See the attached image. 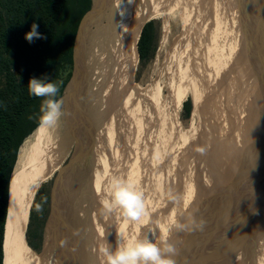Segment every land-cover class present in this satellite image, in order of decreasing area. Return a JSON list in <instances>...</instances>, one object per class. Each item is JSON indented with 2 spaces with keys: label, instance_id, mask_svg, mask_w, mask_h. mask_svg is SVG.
<instances>
[{
  "label": "bare ground",
  "instance_id": "bare-ground-1",
  "mask_svg": "<svg viewBox=\"0 0 264 264\" xmlns=\"http://www.w3.org/2000/svg\"><path fill=\"white\" fill-rule=\"evenodd\" d=\"M185 1L187 0H133V3L129 4L128 0H109L108 5L103 9V11L92 18L89 24L86 26V29L88 27L89 29H85L82 48L78 56L79 74L77 99L80 100V104L78 102L77 105L75 102L73 106L72 104L68 105V102L63 99L64 115L60 119L58 126L54 129L40 128L38 126L19 149L17 165L13 171L9 186L8 212L5 223L3 243V264H36L25 253V251L32 253L25 241L24 236L31 200L38 186L46 181L63 162L72 143L68 134H74L75 137L78 133V126L80 122L84 123L87 120L86 117L89 120V117L92 114L100 111V116L97 121H94L95 117H92L91 119V122L93 121L91 124L95 126L97 133L95 136L96 139H94V146L91 151L92 153H90V157L92 156V159L95 158L94 156H97L94 161H99L97 162V166L99 167L97 171H99L100 173L105 171L103 170L102 166L105 167V165H108L106 164L107 161H105L107 160L106 149H109L111 154H115L116 150L119 151L121 149H123V153H130L132 152V149L138 150V146L135 145L136 143L134 141L136 138L138 140L141 136H139V129L141 130L140 127L142 125V121L144 122L145 120V124L146 121H149V124L147 126L150 127L151 122L154 123L158 118H160L157 115L160 109L154 110L149 108V111L144 109L147 105H149L148 99H151L150 96H152V93L147 96V91H141L139 87H137V89L135 90H130L128 93L126 91L128 88V83L131 86L133 85L132 79L138 60L136 44L139 39L140 31L144 24L150 19L155 18L160 14H164L165 21L163 26L165 31L163 32V34L165 36L168 26L167 19L169 12L175 10L173 8H176V6H178L179 12H181L183 15L186 6L185 8H183L181 4H183ZM215 1L216 3H219L220 6L221 4L227 5L226 10L224 11H222L223 6L220 7V13L222 15L226 11V13H228L230 24L234 26L233 31H235V33L231 38H233V40L235 39L233 43H235L236 52L233 55L234 62L232 63V66H234L233 68H235V70L233 71L231 67L232 73L236 75L243 67V71H246L245 67H251L250 71L246 73L248 80L246 81V83H244L246 77H244V74H242L243 78L241 75L238 79L239 85L233 83L234 85L231 86L229 94L228 90L223 89V86H221L223 91H219V102L221 104H224V99H228L229 101V105L227 107L228 109H225V107H223L227 112V116H225L226 118L224 120V125H220V121L218 118V122L213 127H209L208 129L206 127L203 132L200 131V148L205 149V157L209 155V159L205 162L201 160L200 163L201 172L199 180L201 181V183L200 181L198 182L200 183L199 192H197V190L196 195L194 194L190 197L187 196L189 199L187 198L188 200H186V202L184 203L180 201L182 203L180 204L181 206L174 205L175 201H173V208L168 209L167 213L164 212L165 215L163 213L164 216H162L161 219L160 216L157 215V213L153 214L152 212L154 211L152 210L148 216L144 217L146 223L145 225H142L143 222L140 223V221L134 222L127 220L130 221L129 223H131L134 228L131 229V233L130 229L129 232L126 231L127 236H125V238H148L153 242L159 244L161 237L165 235L167 229L172 227L174 221L180 223H188L191 217L206 218L212 215V217L215 218V222L217 225L225 223L229 218H227L228 216L224 217V212L225 210H230L231 208V200H229L230 191L233 189V184L240 183L242 184V186L240 185L241 191L248 192L245 194L243 193L244 195L238 199V202L242 204V206L236 207V213H234L235 215H233V217L237 220L231 222L232 225L229 228V233L224 231V233H222V238L219 234L220 238L216 239L215 248H213L214 251L212 252V255L209 257L208 261L207 259L205 260V263L264 264V213H262L261 210V214L258 215L259 212L256 210L257 206L255 205V202L257 200L254 198L260 195V193L258 192L257 184L264 180V29L259 19V11L257 10L255 0ZM204 5H206V3ZM205 21L207 22L206 19ZM187 26L188 25H186V28ZM182 31L184 32V30ZM180 39L181 38H179V40ZM198 41H200V39ZM243 41L245 45L243 47H240V44L238 43H242ZM192 42H194V40H192L191 42H187L188 48L186 47V52H182L181 54H179L176 57V59H178L177 62H174V64H171L169 69L165 70L168 72H166V85L168 87L170 95L168 98V102H170L171 104L170 106L171 109H173L174 116H177L176 107L178 109L180 107H178L177 104L180 102L187 90L191 91L192 93V102L194 104L192 115L194 118L200 115L199 111L202 110L200 105L205 98L204 96H200V88H204L202 87L201 83L203 82L204 84H208L207 79L203 80V76L200 74V43L198 42V45L194 46L196 42H194L193 44ZM176 47L178 48V45ZM181 48L183 49L184 47L181 46ZM177 50H180V48H178ZM250 53H252V55H250ZM205 56H207V54ZM111 69L113 70L108 74L109 70ZM194 84H196L197 86ZM212 84L216 85V83H210L208 85L209 88L211 86V90H214ZM240 84H243L244 86L241 87ZM205 87L206 90H208L206 84ZM233 89L238 92L236 96H231V94L233 93ZM244 95L246 103L245 111L243 109H239V113V111L234 110L235 107L233 106V104H235L236 99L242 100V97ZM123 96L125 97L123 98ZM207 96L210 97L208 94ZM82 100H85L86 102V113H84L85 105L82 104ZM155 103H157V100L155 101ZM114 106L116 107L113 108ZM145 110L147 113L145 114V112H143L144 114H141V112ZM151 111L152 113L155 112V114H151ZM219 111H222V109H220ZM174 116L173 120L175 122ZM219 116L223 118V113ZM145 117H148V120L147 118L145 119ZM201 118L202 117H200L199 120H202ZM237 118L238 120L240 118L239 122ZM104 119H108L110 122V124L108 125L109 127L106 125V127L108 128H106L107 137L105 136L106 140L108 139L109 141L108 146L105 145V142L107 141L105 140L104 142V136L103 133H101L102 127H99V121L105 122L103 121ZM159 125L162 126L161 124ZM165 128L168 129V127ZM143 129H147V127H144ZM125 130H128L127 134H129L127 135V140L131 139L129 143L124 139V137V140L121 141L122 144L117 141L119 143V146H117V148H112L110 145L111 138H115V136L118 138L120 135H122L121 133L124 134ZM92 132H94V129ZM208 134H211V138H207L206 135ZM167 135L169 134L166 133V136ZM186 136L188 137V135ZM155 138H157V136ZM163 138L169 139V137L165 136ZM184 139L185 135L183 140L178 141L180 147L184 146ZM83 140H85V138H83ZM170 140L172 141V139H169V141ZM150 141H148L149 145L151 144ZM164 141L167 144L168 141ZM130 142H132L133 144H130ZM141 142L143 143L142 140ZM163 142L161 141V143ZM209 142L214 145L212 149L208 144ZM82 143L81 146L84 145ZM121 146H124L125 148ZM206 146H208V149H206ZM157 149H159V147ZM123 153L120 152V154ZM132 153L134 154V152ZM84 154L85 152L83 148V156L80 157V161L78 162V164L68 172L65 182L63 183V186H61L60 198H57L55 201H53L55 216L49 226L50 241L48 245H53L54 248L52 249L55 250L54 253L56 252L54 256L56 259H58L57 261H60L61 264H98L97 261H99V264H104V258L99 255L98 251H94L93 249H98L99 245L104 244L105 242H108L111 245L113 243L116 244L117 234L121 230H123L122 226L124 227V223H122V220L120 223H118L117 217L120 214L119 212H113L111 214L102 212L100 200L106 197V192L104 191V189L107 187L108 182L101 175L100 177H98V180L95 179V168L91 167L90 171L83 168L86 161H89V163L87 164L91 163V161L88 160L90 158L89 155L85 156ZM133 154L131 155L133 156ZM114 158H116V156ZM139 158L137 159L139 160ZM202 158L205 159L203 156ZM127 161L131 162V160ZM134 161L136 162L135 159H132L133 163H135ZM235 162L237 165L239 164V166H241V170L236 175L235 179L231 181L233 179L231 177L236 173L237 169V167L235 169L234 166ZM133 163H131V165ZM177 165L178 167L182 166V163H177ZM97 166L95 167L97 168ZM130 167L132 169V166ZM204 168L206 169L203 170ZM158 169L162 170L163 173H166V170H169L160 167ZM176 169L177 167L175 165V170ZM125 170L126 169L124 168V173ZM113 171L110 172L113 173ZM204 172L205 177L203 176L204 178L202 179V175ZM130 173L132 174L133 172L131 171ZM134 174L129 176L128 178H131L132 180L133 177H135ZM111 175L109 174L108 176L111 177ZM191 175H193V173ZM151 176L153 177V175ZM161 176L162 175H160V177ZM169 178L170 176L168 175L166 181L170 182ZM107 179L110 180L109 178ZM151 182L153 186L154 180H152ZM141 184L142 183H140V185ZM147 186H149V184ZM189 186L191 185L189 184ZM185 187L187 188L186 185ZM142 188L141 190L144 194L145 204L149 203L151 205L152 200L150 198L148 200V197H150V192H152V190ZM216 189H218V191ZM220 189L222 192L218 195ZM215 190L217 191L216 193ZM178 192L180 191L178 190ZM178 192L176 191V193ZM244 200H246V202L247 200H249V203L245 202L244 204L242 202ZM164 201H166V198H164ZM160 203L156 205L159 206ZM162 204L163 206H165V203ZM160 208L158 209V211L163 212L160 210ZM255 210L256 214L253 213ZM214 211L215 213L218 212L219 216H214ZM246 214H248L249 218L247 217V219H244V217H246ZM153 219H155V222L153 221ZM151 221L156 224V231L150 230L153 223ZM147 223H149V225H147ZM129 226L130 224L126 225L127 229L129 228ZM187 232L188 231H177L172 228V230L167 233L168 239L175 245L177 249V246L186 236Z\"/></svg>",
  "mask_w": 264,
  "mask_h": 264
},
{
  "label": "rangeland",
  "instance_id": "rangeland-1",
  "mask_svg": "<svg viewBox=\"0 0 264 264\" xmlns=\"http://www.w3.org/2000/svg\"><path fill=\"white\" fill-rule=\"evenodd\" d=\"M205 1H207V0H187V1H185L183 4H181L183 8H185V6H186V9H184L185 11L183 12V15H182L181 12H179L178 6H176V8H173L175 10H172L168 14V19H167V25H168L167 29L168 30L166 29L165 36L163 34V32L165 31L164 30V26H163L164 25V21H165L164 20L165 19L164 14H160L157 17L152 18V19L149 20V21H155L154 32H153V34H154V43H155L154 53H153V56L150 59H148L144 64L140 63L139 59L137 60L136 69L134 70L133 79H132V84L133 85L131 86L128 83V86H127L128 88H127L126 91L128 93L130 90H135V89H137V87H139V89H141V91H145V92L147 91V96L150 93H152V96H150L151 97L150 100H152V101H150L148 99L149 103L148 102L147 103L149 105H147L144 109H146L147 111H149V108L150 109H154V110L160 109V111L158 112L159 114L157 113L158 117H160V118L157 117L158 118L157 121H155L154 123L151 122L150 123V127L147 126L149 124V121H146V124H145V120H144V122L142 121V125H145V126H142L141 125V121H140L141 130L139 129L140 132L139 131L138 132H139V136L140 135L141 136L139 137L138 140L136 138L135 141H134L136 143L135 145L138 146V148L136 146V148L138 150L132 149V152H134V154L135 153H137V154L134 155L132 152H130V153L125 152L126 153L125 154L122 151L123 149H121L119 151L121 153H123V154H120V152L116 150L115 154L113 153L114 154L113 155V154L110 153L109 149L108 150L106 149V154H107L106 155V159L107 160H105V161H107L106 164H108V165H105V167L102 166L103 170H105V171H103L101 173L99 171H97V169L99 168L97 166V164H98L97 162H99V161H97V162L94 161L97 156H94L95 158L92 159V156L90 157V154H89L90 158L88 157L89 158L88 160L91 161L90 164H92V165L87 164V163H89V161L88 162L86 161L85 165L83 167L84 169H88L89 171H90L91 167L95 168L94 174H96V177H97V178L95 177V179L98 180L99 179L98 177H100V175H101L107 182H109V180L107 178L111 179V177L114 176V175L115 176H120L122 178L124 177L125 179H131V178H128V177L135 173L134 174L135 177H133L132 180H134V182L138 185V187L140 189L143 187V188H147L149 190H152V192H150V197H148V200H149V198L152 200L151 205L149 203L145 204L146 211H147L148 215L153 210L154 212H152V213L153 214L157 213V215L160 216V219H161L162 216L165 215V213H167L168 209L173 208V206H172L173 205V201H175L174 205L181 206L180 204L186 202V200L189 199L187 196L190 197L191 195L192 196L194 194L196 195V191L197 190H198L197 192H199V190H200L199 187H200V183H201V181L199 180L200 179V172H201L200 171L201 170L200 169V163H201V160L205 162L206 160L209 159V155L205 157L204 153L200 154V152L197 151V149L200 148V133L203 132V130L206 129V127H207V129L209 127H213L218 122L217 121L218 118H219V121H220L219 122L220 125H224V120L226 118L225 116H227V112L224 110L223 107H225V109H228L227 107L229 105V101H228V99H224L225 103L221 104L219 102V97H218L219 96V91L222 92L223 89H227L228 90V94H229V90H230L231 86L234 85L233 83H235L236 85H239L238 84V79L240 78V76L242 74H244V77H246L245 78V82H244V83H246V81L248 80V77H247L246 73H248L250 71V69H251V67H248V68L245 67L246 71H243V69H244V67H243L236 75H234L232 73V70L233 71L235 70V68H233L234 66H232V63L234 62V56L233 55L236 52V49H235L236 47H235V43H233V41L235 39L233 40V38H231V37L234 35L235 31H233L234 30V26L230 24V21L228 19V13H226V11L222 15L220 13V10H221L220 7L223 6L222 11H224V10H226L227 5H224V4L222 5L221 4V6H220L219 3H216L215 0H208L207 2H205ZM221 1H223V0H221ZM205 3H206V5H204ZM213 5H215V6H213ZM205 12H206V14H205ZM205 19L207 20V22L205 21ZM200 22L203 23V24H201ZM205 24H206V26H205ZM207 24H208V26H207ZM211 24H212V26H211ZM186 25H188L187 28H186ZM180 28L182 30H184V32ZM198 28H199V30H198ZM195 30H197V31H195ZM167 31H168V33H167ZM161 34H163V35H161ZM198 35H200V36H198ZM139 37H140V35H139ZM161 37H162V39H161ZM179 38H181L180 40L183 43L180 42ZM199 39H200V41H198ZM192 40H194V42H196L194 44V46H197L198 42L200 43V53H201L200 54V72L201 73L200 74L203 76V80L207 79L208 84L216 83V85L212 84V86L214 87V90H211V86L209 88V85L207 83H205L207 88H208V90H206L205 84L203 82L201 83L202 87H204V88H200V96H204L206 99L204 98L203 101L205 100L204 101L205 103L202 101V103L200 105L201 109H202L201 111H199L200 115L196 116L195 118L193 117L192 113H193V109H194V104L192 102V96H191L192 93H191V91L187 90L185 92V94L183 95L182 99L180 100V102L178 103L179 105L177 104V106L178 107L180 106V107H179V109L176 107L177 116H174L173 115V109H171V106H170L171 104H170V102H168V98L170 96L169 95V91H168V87L166 85V74L168 72L165 71V70L169 69L171 64H174V62L175 63L177 62L178 59H176V57L179 54H181L182 52H186V47L188 48V45H187L188 43L187 42L188 41L191 42ZM162 42H163V44H162ZM194 42H192V44ZM182 44H184L185 46L182 45ZM238 44H240V47H243L245 45L244 41L242 43H238ZM177 45H178V48H180V50H177L178 49L176 47ZM181 46L184 47V48L182 49ZM190 49H192V48H190ZM177 52H178V54H177ZM202 52H203V54H202ZM171 53H172V55H171ZM206 54H207V56H205ZM250 55H252V53H250ZM251 58H253V57H251ZM219 66H220V68H219ZM231 67H232V70H231ZM72 69H73V64H72ZM71 73H72V70H71ZM195 75H197V74H195ZM242 78H243V75H242ZM194 85H196V84H194ZM221 86H223V89L221 88ZM240 86L242 87L244 85L240 84ZM240 91H242V90H240ZM63 93H64V89H63L62 93L60 94V98L63 95ZM206 93L210 97H208ZM237 94H238V92L235 89H233V93L231 94V96L232 95L236 96ZM124 97L125 96H123V98ZM207 97H208V100H207ZM155 99L157 100V103H155V101H156ZM187 99H190V101H191V109H190L189 116L185 117L182 105ZM237 101H239V102H237ZM242 103H243V106H242ZM160 104H162V105H160ZM167 104H168V106H167ZM165 106H167V107H165ZM233 106L235 107L234 110L235 111H239V113H240V110H242V109L245 111V106H246L245 95L242 97V100L236 99L235 100V104H233ZM115 107L116 106H114L113 108H115ZM159 107H161V108H159ZM220 109H222V111H219ZM146 110L142 111L141 114L143 112H145V114H146L147 113ZM150 113L151 114H155V112L152 113V111ZM222 113H223V118H221V116H219ZM163 114H164V116H163ZM99 116H100V111L99 112H95V114H92L90 117L88 116L90 118L89 120L87 119L88 121L86 120L84 123L83 122L79 123L78 133L75 136V138H78L79 144L84 141L82 143V144H84V145H82L83 148L88 144L89 136H90V134L93 133L92 132L93 129H94V132L96 131L95 126H93V124H91L93 122V121L91 122V119H92V117H95L94 121H97ZM173 116L175 117V122L173 120ZM216 116H219V117H216ZM168 117H170V118H168ZM200 117H202L201 118L202 120H199ZM146 118L148 120V117H145V119ZM107 120L104 119L103 121H105V122L99 121V127L100 128L102 127V130H103V132L101 130V133H103L104 142H105L106 137H107V134H106L107 129L106 128H108L109 127L108 125L110 124L109 120L108 121ZM203 120H205V121H203ZM237 120H238V118H237ZM239 120H240V118H239ZM239 120H238V122H239ZM165 121H166V123H165ZM90 124L92 125V127H91ZM104 124H105V126H104ZM153 124H154V126H153ZM159 124H161L163 127L164 126L168 127V129H166L165 127L163 128ZM106 125L108 127H106ZM155 125H156V127H155ZM144 127H147V129H143ZM157 127H160V128H157ZM201 128H203V129H201ZM164 129H165V132L167 134H169L170 136L169 135L166 136V133L164 132ZM172 129H174V130H172ZM160 131L162 132L163 135L161 134ZM167 131H169L171 133H169ZM185 132H186V134H185ZM127 133H128V130H125L124 134L121 133L122 135H120L118 138L116 136H115V138H111V140H110V142L112 143V144L110 143L111 147L112 148H114V147L117 148V146H119V143H121V141L124 140V139L129 143V141L131 139L127 140V137H128L127 135H129ZM145 133H146V135H145ZM184 135H185V139L184 140H185L186 143L184 142V146L180 147L178 141L183 140ZM186 135H188V137ZM152 136H154V137H152ZM156 136H157L158 139L155 138ZM164 136L165 137H169V139H172V141L170 140L171 141L170 142L169 139L163 138ZM206 136H207V138H211V134H208ZM82 137L85 138V140H83ZM86 137H87L88 140L86 139ZM150 137H152V138H150ZM120 138H121V140H120ZM147 139H148V141H150V139H151V141H153V139H154V141H153L154 143L150 141L151 144L149 145ZM141 140L143 141V143L141 142ZM164 140L168 141L167 144H166V142ZM106 141L107 142H105V145L108 146V143H109L108 139ZM161 141L162 142L164 141V142L161 143ZM158 142L160 143V145H159ZM130 144H133V143L130 142ZM165 144H166V146H165ZM208 144L210 145V148L212 149L214 145L211 144L210 142ZM178 145H179V147H178ZM74 146H75V143H74V141H72L70 149L68 150V152H67L63 162L61 163V165L54 171V173L46 181H44L43 183H41L38 186V188L36 189V191H35V193H34V195L32 197V200H31V205H30V208H29V215H30V211L32 209L33 210V214H34V222H35V224L41 225L42 241H41V246L39 247L38 251H35V250L31 249L28 246L30 248V250L32 251V253H29L28 251H25V253L36 264H37V261H38V257H39L38 264H61L60 261H57L58 259H56L55 256H54L56 252L54 253L55 250L52 249V248H54L53 245L52 244L48 245L49 241H50V239H49V226H50V223L53 221L54 216H55L54 203H53V206H52V190H53V184H54V181H55V179L57 177L58 172L60 171V169L62 167L67 165L69 159L71 158ZM146 146H148V147H146ZM121 147L125 148L124 146H121ZM158 147H159V149H157ZM207 147L208 146H206V149H208ZM139 148H141V149H139ZM166 149H167V151H166ZM144 151H146V152H144ZM170 151H171V154H170ZM84 152H85V150H84ZM156 152H157L158 155L156 154ZM93 153H95V152H93ZM151 153L152 154L154 153V154L152 155ZM207 153H208V151H207ZM131 154H133V156ZM154 155H155V158H154ZM115 156H116V158H114ZM117 156H120V157H117ZM202 156L205 159H203ZM124 157L127 158V159H125ZM131 157H132L133 160L134 159L136 160V162L134 161L135 163L132 162ZM196 157H197V159H196ZM118 158H119V160L121 158L122 159L119 161ZM137 158H139V160ZM115 159H117V160H115ZM127 160H131V162L127 161ZM17 161H18V156H17ZM169 161H171V162H169ZM179 161L182 163V166L178 167L177 163L179 164L180 163ZM185 161H186V163H185ZM113 162H115V163H113ZM128 162H130V163H128ZM131 163L137 164V165H133V164L131 165ZM16 165H17V162H16ZM16 165H15V167H16ZM127 165H128V167H127ZM175 165L177 167L176 170H175ZM95 166H97V168ZM130 166H132V169H131ZM136 166L139 167V168H137ZM234 166H235V169H236V167H237V169H236V173L233 174V176L231 177V178H233L231 181H233L235 179L236 175L241 170L240 169L241 166H239V164L237 165L236 162L234 163ZM108 167H109V169H108ZM135 167H136V169H135ZM159 167L160 168L169 169V170H166V173L164 172L165 173L164 174L162 172V170L158 169ZM124 168L126 170L128 168L127 172L125 170V173H124ZM151 168H153V169H151ZM201 168H202V166H201ZM113 169H114L115 173H114ZM205 169L206 168H204L203 170H205ZM89 171H88V173H89ZM110 171L111 172L113 171V173H111ZM131 171L133 172L132 174L130 173ZM168 171H170V172H168ZM68 172L64 173V176H62L59 184L55 188L54 198H53L54 200L53 201H55L57 198H60L61 186H63V183L65 182L66 177L68 175ZM168 173H170V174H168ZM192 173H193V175H191ZM109 174L110 175L113 174V175H111V177H109L108 176ZM129 174H131V175H129ZM166 174H168L170 176V178H169L170 182L166 181V178L168 177V175H166ZM104 175H105V177H104ZM151 175H153V177ZM160 175H162V176L160 177ZM203 176L205 177V172L202 175V179L204 178ZM140 177L141 178L143 177V178L141 179ZM174 177H175V179H174ZM138 179L139 180L141 179V180L139 181ZM186 179H187V181H186ZM152 180H154L153 186H152V182H151ZM182 181H183V183H182ZM199 181H200V183H198ZM140 183H142V184L140 185ZM147 183L149 184V186H147L148 185ZM165 183H166V186H165ZM186 183H188V184H186ZM189 184L191 186H189ZM150 185L152 186V188H151ZM185 185L187 186V188L185 187ZM182 186H184V187H182ZM188 188H189V190H188ZM185 189H186V191H185ZM178 190L180 192H178ZM220 190L218 192V195L222 192ZM176 191L178 193H176ZM182 191H184V192H182ZM163 192H164V194H163ZM176 195H178V196H176ZM180 197L182 199H184L186 197L184 199L185 201L182 200ZM164 198H166V201H164ZM159 203H160V205L157 206L156 204H159ZM162 203H165V206H163ZM37 204H42V211L41 212H37L36 211V205ZM161 206H163V207H161ZM159 208L163 212L158 211ZM164 208H166V209H164ZM163 213H164V215H163ZM29 215H28L26 231H27L28 223H29ZM117 218H118V223H120L121 220H122V223H124V227L122 226V228H123L124 237H125V236H127L126 235L127 234L126 231L129 232V229H130V233H131L132 232L131 229H133L134 227L131 225V223H129L130 221H127L121 214H119V216ZM155 219H153L154 222H155ZM125 221H126V223H125ZM153 221H151V222H153ZM157 221H156V223H157ZM159 221H161V220H159ZM167 221H168V218H167ZM154 222L152 223V226H151L150 230H155L156 231L157 226H156V224ZM140 223H142V225H145L146 224L145 223V218H142ZM129 224H130V226L127 229L126 225H129ZM147 225H149V223H147ZM32 228H34V226ZM26 231H25V235L24 236H26ZM125 239H128V238H125ZM25 241H26V237H25ZM112 247H113V250H114L115 249V243L112 244Z\"/></svg>",
  "mask_w": 264,
  "mask_h": 264
},
{
  "label": "trees",
  "instance_id": "trees-1",
  "mask_svg": "<svg viewBox=\"0 0 264 264\" xmlns=\"http://www.w3.org/2000/svg\"><path fill=\"white\" fill-rule=\"evenodd\" d=\"M90 6L91 0H0V264L4 259L9 182L20 147L38 127L43 100L29 94L28 82L42 76L50 82L63 81L56 97L60 98L71 76L76 32ZM33 23L45 38H34L30 43L25 34ZM154 26L155 21L145 23L137 42L142 64L154 53ZM182 108L184 116H189L190 99ZM25 237L28 246L38 251L42 229L35 224L32 209Z\"/></svg>",
  "mask_w": 264,
  "mask_h": 264
},
{
  "label": "clouds",
  "instance_id": "clouds-1",
  "mask_svg": "<svg viewBox=\"0 0 264 264\" xmlns=\"http://www.w3.org/2000/svg\"><path fill=\"white\" fill-rule=\"evenodd\" d=\"M129 4L133 0H128ZM123 14V13H121ZM38 25L33 23L31 31L25 34V39L32 42L34 38L44 39L38 31ZM63 81L50 82L47 76L31 78L28 82V92L31 96L43 98L39 109L38 126L40 128L54 129L63 112V99H57L60 86ZM32 117H30L31 119ZM198 152L204 153V148H198ZM106 197L100 200L102 212L111 214L119 212L126 220L139 222L148 215L144 202V194L137 184L131 179L120 176H112L104 189ZM36 211H42V204L36 205ZM256 214V210L253 212ZM207 221L203 218L191 217L188 223L173 222L157 244L152 240L128 238L125 239L121 230L117 234L115 249L108 242L99 245V255L104 258V264H175L174 257L177 249L168 239L167 233L174 228L177 231H203Z\"/></svg>",
  "mask_w": 264,
  "mask_h": 264
},
{
  "label": "water",
  "instance_id": "water-1",
  "mask_svg": "<svg viewBox=\"0 0 264 264\" xmlns=\"http://www.w3.org/2000/svg\"><path fill=\"white\" fill-rule=\"evenodd\" d=\"M108 3H109V0H91L90 9L85 13V15L82 17L79 23L76 36H75V40H74V45H73V53H72L73 69H72L71 77L64 88V93L61 96L62 99H65V101L68 102V105L72 104L73 106L75 102L78 105V102L80 101L77 99L78 74H79L78 56L82 48V41L84 38V32H85L86 26L89 24L92 18H94L96 15L100 14L103 11V9L108 5ZM255 3H256L257 10L259 11V19H260L261 25L264 29V0H255ZM82 104L85 105L84 113H86L87 106H86L85 100H82ZM86 119L88 118L86 117ZM96 133L97 132L95 131L92 134H90L88 144L84 147V150H85L84 155L86 156L92 153L91 151L94 146V139H96L95 137ZM68 136L70 137L71 141H74L75 146H74L71 158L69 159L67 165H65L64 167L60 169L54 181L53 190H52V206H53V200H54L53 199L54 191L57 185L59 184L62 176H64V173H67L69 170L74 168L80 161V157L83 156L82 155L83 146H81V143L79 144L78 138H75L74 134H68ZM240 185L242 186V184L240 183L233 184L232 186L233 189L230 191L229 200H231V208L230 210H225L224 212L225 214L224 217L228 216L227 218L229 219L225 223L217 225L215 222V218H213L212 215L206 218L197 217V219L203 218L204 220H206L207 224L205 225L203 231H192V232L188 231L187 232L186 236L182 239L180 244L177 246L176 255L172 257L175 261V264H206L205 260L208 257H210L212 255V252L214 251L213 248H215L216 239H219L220 235L222 238L223 236L222 233H224V231L229 233V228L232 225L231 222L234 220H237L233 217V215H235L234 213H236V209H237L236 207L242 206V204L238 202V199L248 192V191L242 192L240 189ZM9 186H10V182H9ZM257 187H258V192L260 193V195L258 196L256 195L258 198L257 197H254V198L257 200L255 202V205L257 206L256 210L259 212L258 215H260L261 210H262V213H264V180H262L259 184H257ZM216 190L218 191V189ZM216 190H215V193L217 192ZM249 200H247V202L246 200L242 202L244 204L245 202L249 203ZM7 212H8V208H7ZM213 215L219 216V213L216 212ZM247 217H248V214H246V217H244V219H247Z\"/></svg>",
  "mask_w": 264,
  "mask_h": 264
},
{
  "label": "flooded vegetation",
  "instance_id": "flooded-vegetation-1",
  "mask_svg": "<svg viewBox=\"0 0 264 264\" xmlns=\"http://www.w3.org/2000/svg\"><path fill=\"white\" fill-rule=\"evenodd\" d=\"M89 29V27L86 29V30H88ZM113 69H111V70H109V72H108V74L112 71ZM208 259H209V257L207 258V261H208ZM206 261V262H207ZM98 262V264H99V261H97Z\"/></svg>",
  "mask_w": 264,
  "mask_h": 264
}]
</instances>
